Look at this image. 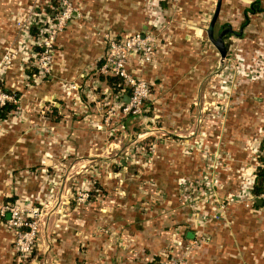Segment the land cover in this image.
<instances>
[{
	"label": "rangeland",
	"instance_id": "1",
	"mask_svg": "<svg viewBox=\"0 0 264 264\" xmlns=\"http://www.w3.org/2000/svg\"><path fill=\"white\" fill-rule=\"evenodd\" d=\"M21 1L0 0V93L13 105L0 128L20 129L25 150L8 186L11 197L0 199V264H50V251L52 264H62L66 236L84 264L92 259V238L104 228L107 238L125 229L123 240L141 252L150 253L144 241L173 243L174 256L166 246L157 260L184 264L192 247L207 241L203 227L210 221L240 224L228 207L245 206L248 191L254 194L248 179L264 157V118L254 113L252 98L253 85L264 84V12L247 20L244 13L254 0H222L214 36L224 31L223 59L206 32L217 0H135L129 14L116 10L127 20L88 26L103 44L100 61L111 32L152 31L170 71L185 44L201 53L198 67L205 71L197 80L205 84H152L146 101L154 107L136 116L123 115L111 101L115 92L92 82L99 63L62 76L61 36L86 18L81 0ZM32 140L37 151L28 156ZM232 162L239 179L225 199L224 171ZM238 193L244 201H236ZM3 207L18 208L19 215L11 218ZM256 210L264 242V203ZM143 224L170 233L144 232ZM76 226L78 244L67 232ZM191 227L195 237L184 242L181 230ZM27 242L29 249L21 250Z\"/></svg>",
	"mask_w": 264,
	"mask_h": 264
},
{
	"label": "crops",
	"instance_id": "2",
	"mask_svg": "<svg viewBox=\"0 0 264 264\" xmlns=\"http://www.w3.org/2000/svg\"><path fill=\"white\" fill-rule=\"evenodd\" d=\"M13 1L14 0H11V5L13 6H16V1L19 3L22 2L21 0ZM80 4L86 18L80 21L76 20L77 22H71L68 29L61 36V43L64 48L61 54L64 58V63H62V70L64 72L63 75L61 72V75L67 78H73L78 73H83L84 68H86V65L90 64L91 61L92 63L101 62L99 56L103 52V44L96 38L92 31L94 29L88 26L97 23L101 25H111L115 23L117 19L127 20V16L124 17L120 15L121 17L117 18L118 13H116V10H124L123 14H129L127 10H132L137 7L135 0H81ZM5 6H7V4H5ZM3 10L4 12L10 11L9 8H3ZM106 10L114 11L111 12ZM2 22L3 21H1V23ZM142 27L144 29L146 28L144 25ZM120 34L128 33L121 32ZM184 39L187 40L186 38ZM197 52L196 49L189 48L188 45L185 44L182 49L178 50L180 54L177 55V63L172 64V71L168 70L166 66L168 64L170 65V61H168L167 57L165 55H158L153 63L142 69V73L151 80L161 79V82L164 84H205L206 81L203 83L204 80H197L198 77L203 74L201 72L205 71L198 67V61H200L198 57H201V53L198 54ZM180 57H184L186 61H182ZM208 61H210V59H208ZM208 67H211L210 63ZM186 71L192 72L193 74L188 76V78H184V73ZM203 77L204 75H202V78ZM95 79L99 84H104L102 79L96 77ZM249 92H251V90ZM252 93V98L257 100L258 106V110L254 113L258 118H264V84H254ZM240 119L244 120L245 118L241 117ZM236 121L239 120L236 119ZM1 126L2 124H0V127ZM228 150L232 153H237L238 151L233 147L228 148ZM24 151L25 150L21 147L20 129L12 127L11 129L7 128L5 131L0 128V199H8L11 197V189L9 191L8 186L11 184L14 185L16 182H14L16 171L21 168L22 153H24ZM26 151L28 156L36 153L37 144L35 140H32V144H29ZM235 168V163H233L231 168L228 167V169L224 171L225 199L227 197V191H229L228 189L238 184L239 175L236 176L235 172L233 173ZM236 172L238 173L239 169H236ZM248 181L253 185L251 178H249ZM256 204L258 208L262 206V204L259 205L257 201ZM230 206L231 208L228 207V215L231 217V220H238L241 223L224 226V224L221 223L219 225H213L210 221L209 225L203 227V231L206 232V234H210V236H207V241H202L198 246H193L184 264H264V242L260 237L261 224L257 221L258 212L256 208L245 207L242 204H232ZM110 227L111 226L107 228L109 232ZM140 227L144 229V232L170 233L165 227L158 225L143 224ZM79 229L80 228L76 226L71 228L68 227L67 230V232L75 234L72 235V238L76 244H78L79 240ZM192 229L191 227L181 230V232L184 233V242L191 241L195 237V232ZM103 231L101 229L98 232L96 231L98 235L92 238V259H86L84 264H152L150 253H153V256L157 254L161 255L163 248L173 244L168 241L159 240V238L153 241L148 240L144 241L143 244L150 253L146 251L141 252L139 251V249H142L141 247H135L131 241L123 240L124 234L127 232L125 229L122 230L120 236L112 235L110 238H107V235L102 233ZM172 232H175V230L172 229ZM133 249H135L136 252L131 251ZM50 250H52V248H50ZM50 252L52 253V251ZM50 252L46 253V260L47 263L49 262L52 264L53 253L51 254ZM62 253V264L81 263V260L79 262V259L76 257L77 250L74 249L73 242L70 241L67 236L66 244L62 246ZM173 256L174 252L171 257ZM163 261H167L170 264L174 262L166 259H161L157 262L162 264Z\"/></svg>",
	"mask_w": 264,
	"mask_h": 264
},
{
	"label": "built area",
	"instance_id": "3",
	"mask_svg": "<svg viewBox=\"0 0 264 264\" xmlns=\"http://www.w3.org/2000/svg\"><path fill=\"white\" fill-rule=\"evenodd\" d=\"M159 46L158 38L149 30L133 32L129 36L120 39L115 35L106 34L105 50L101 62L95 68V74L117 76L121 79V88L111 96V101L114 107L123 115L136 116L143 112L144 104L151 94L152 82L142 76V69L152 63ZM96 78L98 77L96 76ZM92 82L97 86L99 85L95 77ZM125 98H128V100ZM7 101V95L0 93V106L6 104ZM254 176L255 174L251 178L252 183H254ZM249 187L252 188V186ZM248 195L245 203L246 207L252 206L257 200H261L262 204L264 203V192L255 195L248 191ZM207 196L210 197V194ZM234 197H236V201H244L243 195L239 193ZM6 209L9 210L7 213L11 218L19 215L18 208L3 207L2 211L6 212ZM29 247L30 245L27 242L21 246V250L27 251ZM172 264H183V260H175Z\"/></svg>",
	"mask_w": 264,
	"mask_h": 264
},
{
	"label": "trees",
	"instance_id": "4",
	"mask_svg": "<svg viewBox=\"0 0 264 264\" xmlns=\"http://www.w3.org/2000/svg\"><path fill=\"white\" fill-rule=\"evenodd\" d=\"M260 12H264V5L261 4L260 0H254L253 2H251V4L247 8H245V12L244 13H245L246 20L248 19L249 14H257V13H260ZM132 33L133 32L128 33V34H120V33L111 32L112 35H115L119 39L120 38H125L126 36H129ZM158 55H159V50L156 52V55H155L153 61H155V59L157 58ZM153 61H152V63H153ZM100 76H101V79L104 82V84H106L112 91L118 92L120 90V88H121V79L119 77L111 76V75H105V76L99 75V77ZM142 76L146 80L152 82V84H164L163 82H161V79L160 80L159 79H152V80L148 79L145 76L144 73H142ZM153 90H154V88H153ZM150 95H153V94H150ZM153 107H154V104L152 102L148 103L146 101L145 104H144L143 113H145L146 115H149L151 113V109H153ZM12 108H13V105L10 104V103H6L3 106H0V121L6 119L8 113L12 110ZM263 143H264V139H263ZM259 161H260V163H259V165H258V167L256 169L255 176H254V183H253V186H252V189H251V191L255 195H258V194H261L262 192H264V157H259ZM256 207H257V204L254 203L251 208H256ZM182 236H184V233H182ZM176 248H177V246H174L173 244H170L169 245V249L165 250L164 252H169V253L172 254L173 250L176 249ZM150 255L152 257L150 259L151 263L155 264L158 261L157 259H158L159 255L158 254L155 255V256H153V254H150ZM165 264H170V263L166 261Z\"/></svg>",
	"mask_w": 264,
	"mask_h": 264
},
{
	"label": "water",
	"instance_id": "5",
	"mask_svg": "<svg viewBox=\"0 0 264 264\" xmlns=\"http://www.w3.org/2000/svg\"><path fill=\"white\" fill-rule=\"evenodd\" d=\"M221 2H222V0L216 1L215 9H214L213 15L211 17V20L207 26L206 32H207V36H208L209 40L217 48V50L220 53L221 58L223 59L226 55V46L224 44V39H223L224 31L219 33L218 36H216V37L214 36V26H215V23L217 21L218 15H219ZM126 99L128 100V98H126ZM257 203L259 205H261L262 201L257 200Z\"/></svg>",
	"mask_w": 264,
	"mask_h": 264
}]
</instances>
